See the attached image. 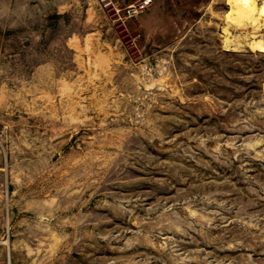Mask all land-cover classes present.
<instances>
[{"label":"rangeland","instance_id":"374dc122","mask_svg":"<svg viewBox=\"0 0 264 264\" xmlns=\"http://www.w3.org/2000/svg\"><path fill=\"white\" fill-rule=\"evenodd\" d=\"M233 4L0 0V264H264V54Z\"/></svg>","mask_w":264,"mask_h":264},{"label":"bare ground","instance_id":"6f19581e","mask_svg":"<svg viewBox=\"0 0 264 264\" xmlns=\"http://www.w3.org/2000/svg\"><path fill=\"white\" fill-rule=\"evenodd\" d=\"M234 1H235V4L232 5V9L238 15L236 17L244 18V20L247 19L248 21H250L249 22L250 24L248 26L251 25L250 27H251V29L253 28V30H252V32L251 31L246 32L248 30L245 28V26H243V28H245V31H243L244 29L241 28V26L244 25L245 22L247 23V21H243V20H242V23L243 22L244 23L241 24L240 28H238V24H237V28L239 30L243 29L242 31L245 34V36H246V34H247V36L249 35V37H250L249 38V46H250L249 48L252 49V50L250 49L251 51H255L257 53L264 54V41H263L262 37L260 36V34H258V31H257V29L259 30V28L260 29L262 28L264 31V0H234ZM234 19L237 20V18H234ZM240 23H241V21H240ZM248 26H247V28H248ZM236 36H238V35H236ZM228 37H230V36H228ZM246 38H248V37H245V40H247ZM236 39H237V41L239 40V38H237V37L234 40H236ZM242 39H244V37H242Z\"/></svg>","mask_w":264,"mask_h":264}]
</instances>
